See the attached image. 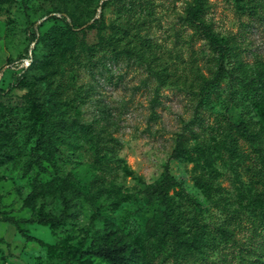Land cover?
<instances>
[{
	"label": "rangeland",
	"instance_id": "rangeland-1",
	"mask_svg": "<svg viewBox=\"0 0 264 264\" xmlns=\"http://www.w3.org/2000/svg\"><path fill=\"white\" fill-rule=\"evenodd\" d=\"M193 2L0 0V217L49 215L22 229L86 253L60 258L0 221V264H111L96 251L123 245L130 264H264V0H205L229 54L202 103L219 61ZM181 134L176 252L148 231L160 203L141 191Z\"/></svg>",
	"mask_w": 264,
	"mask_h": 264
},
{
	"label": "trees",
	"instance_id": "trees-1",
	"mask_svg": "<svg viewBox=\"0 0 264 264\" xmlns=\"http://www.w3.org/2000/svg\"><path fill=\"white\" fill-rule=\"evenodd\" d=\"M106 4L104 1L103 6ZM205 0H194L193 4H191L187 9L186 17L189 21L196 23L199 25L200 30L206 35L212 49H214L218 53V71L217 76L213 79V81L208 82L203 91V96L200 100V103L207 97L211 90V84L217 82L220 79V76L226 71V59L229 54L228 45L221 39L218 35L214 33L212 28L204 21L205 16ZM71 29L80 28L83 24H76V23H68ZM93 27H98L102 29V16L99 19H95V23ZM86 30V29H83ZM37 36L34 35V39ZM264 81V80H263ZM254 88H257V86ZM236 131L241 134L242 136L251 140L254 144L259 142L261 133L253 134L243 124L236 126ZM40 147V145H39ZM184 149L183 144V134L178 136L177 145L174 149L169 161L165 166V173L163 177L155 182L154 184H149L146 186L141 193L145 196L146 199L149 201H158L160 203V207L154 211L152 217L148 220L147 228L150 233H155L158 236L162 237H170L174 244V249L176 252L180 251L182 246V241L180 239L181 230L180 226L177 224L175 220V211L172 205V197L171 191L176 188L182 186L181 181L173 175L171 171V162L173 160H179L182 157V151ZM33 153H35V158L38 166L43 168V158L37 149H34ZM264 156V154H263ZM200 182V179H197V182ZM192 204L195 208L201 209V203H199L196 199L190 198ZM24 206V205H23ZM2 217H0V221H4L14 225L18 231V233L25 238L29 242H37L41 245L48 246V251L50 254L57 255L60 258H79L85 257L84 252L79 251L74 246H67L61 249H57L54 245H49L44 243L43 241L39 240L38 238L28 235L25 230L22 229V224H50V223H59V220L52 218L49 215L41 213L36 218H24V217H17L12 215L11 213H7L3 211ZM8 246L10 243L5 242ZM97 255L104 257L105 259L109 260L111 264H130L129 258L127 256V245L123 246H114V247H103L96 251ZM81 264H92L87 259H83Z\"/></svg>",
	"mask_w": 264,
	"mask_h": 264
}]
</instances>
